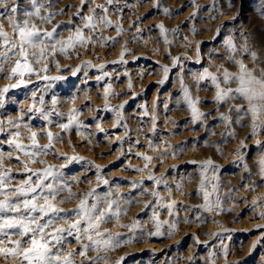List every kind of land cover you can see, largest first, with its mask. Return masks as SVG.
Segmentation results:
<instances>
[{
	"label": "clouds",
	"instance_id": "1",
	"mask_svg": "<svg viewBox=\"0 0 264 264\" xmlns=\"http://www.w3.org/2000/svg\"><path fill=\"white\" fill-rule=\"evenodd\" d=\"M0 264H264V0H0Z\"/></svg>",
	"mask_w": 264,
	"mask_h": 264
},
{
	"label": "rangeland",
	"instance_id": "2",
	"mask_svg": "<svg viewBox=\"0 0 264 264\" xmlns=\"http://www.w3.org/2000/svg\"><path fill=\"white\" fill-rule=\"evenodd\" d=\"M253 235H255V233H253Z\"/></svg>",
	"mask_w": 264,
	"mask_h": 264
}]
</instances>
